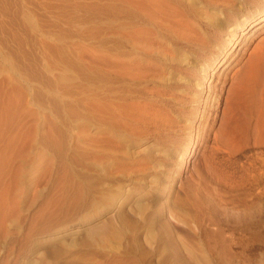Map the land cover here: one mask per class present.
Listing matches in <instances>:
<instances>
[{
    "label": "rangeland",
    "instance_id": "rangeland-1",
    "mask_svg": "<svg viewBox=\"0 0 264 264\" xmlns=\"http://www.w3.org/2000/svg\"><path fill=\"white\" fill-rule=\"evenodd\" d=\"M107 5L108 0H0V222L15 213L25 217L24 232L9 221L0 223L1 264L9 260L13 264H181L171 250L172 236L203 248L197 249L199 262L192 264H264L261 89L254 96L251 123L243 118L238 124L243 132L238 141L224 136V118L231 109V101L225 100L219 120L212 118L210 127L205 124L207 141L204 135L195 143L177 179L176 190L184 194L189 188L190 196H197L200 206L194 219L202 235L170 212L154 224L150 236L141 232L135 238L128 228L118 238L94 234L103 220L92 217L91 194L72 186L70 173L79 174L85 184L91 175L89 153L83 146L90 140L91 128L75 114L78 108H87L92 69L104 68L107 59ZM263 39L264 31L253 46ZM253 46L240 66L253 56ZM223 69L211 70L207 85L218 84ZM230 95L231 91L225 94ZM181 181L186 185L183 189ZM45 192L58 198L59 219L26 241L31 221L43 217ZM166 222L169 225H163Z\"/></svg>",
    "mask_w": 264,
    "mask_h": 264
},
{
    "label": "bare ground",
    "instance_id": "bare-ground-1",
    "mask_svg": "<svg viewBox=\"0 0 264 264\" xmlns=\"http://www.w3.org/2000/svg\"><path fill=\"white\" fill-rule=\"evenodd\" d=\"M106 14L107 59L104 68L92 69L87 108L75 114L91 128L90 140L83 144L91 175L85 184L73 171L71 184L91 194L92 217L104 223L95 227V235L123 237L128 228L135 238L141 232L150 236L165 212L202 235L194 219L197 196L184 187L188 178L180 182L184 194L176 190L177 179L195 143L204 135L207 141L204 127H210L212 118L219 120L225 100L231 101L225 139L238 141L240 121L253 119L255 93L261 89L260 99L264 95V39L253 46L264 31V0H108ZM252 46L253 56L240 66ZM237 49L238 54L232 53ZM220 69L219 83L207 85L211 70ZM227 91L232 95L226 97ZM49 193L42 195L43 217L31 221L26 241L59 219L62 207ZM15 214L2 216L6 222H1L23 231L25 217ZM175 239L171 250L179 263L199 262L197 249L202 247Z\"/></svg>",
    "mask_w": 264,
    "mask_h": 264
}]
</instances>
